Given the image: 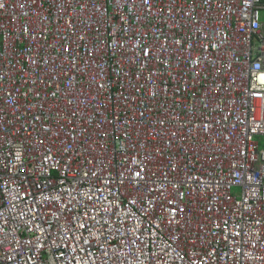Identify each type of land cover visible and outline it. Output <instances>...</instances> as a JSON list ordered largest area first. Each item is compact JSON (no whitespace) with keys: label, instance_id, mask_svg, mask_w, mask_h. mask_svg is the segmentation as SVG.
<instances>
[{"label":"built area","instance_id":"obj_1","mask_svg":"<svg viewBox=\"0 0 264 264\" xmlns=\"http://www.w3.org/2000/svg\"><path fill=\"white\" fill-rule=\"evenodd\" d=\"M264 0H0V264H264Z\"/></svg>","mask_w":264,"mask_h":264},{"label":"rangeland","instance_id":"obj_2","mask_svg":"<svg viewBox=\"0 0 264 264\" xmlns=\"http://www.w3.org/2000/svg\"><path fill=\"white\" fill-rule=\"evenodd\" d=\"M261 17L264 20V11H261ZM256 140L259 142L260 149H264V136H258Z\"/></svg>","mask_w":264,"mask_h":264}]
</instances>
